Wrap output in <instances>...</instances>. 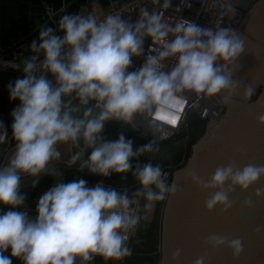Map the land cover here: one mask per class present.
Segmentation results:
<instances>
[{"label": "clouds", "instance_id": "9594fccd", "mask_svg": "<svg viewBox=\"0 0 264 264\" xmlns=\"http://www.w3.org/2000/svg\"><path fill=\"white\" fill-rule=\"evenodd\" d=\"M223 6L234 13L231 0H224ZM58 29L62 35L49 26L39 28L30 44L34 54L22 69L16 62H7V67L24 75L7 85L10 101L19 103L11 112L15 151L8 165L0 167V207L5 209L0 211V264H13L14 259L21 264H77L79 259L85 264L96 257L120 261L130 256L123 233L138 223V217L129 213L127 194L106 188L102 182L89 186L82 178L55 183L39 196L31 218L21 210L26 200L20 193V174L35 177L45 172L50 161L60 157L58 143L82 138L91 149L89 173L108 177L131 171L143 190L137 195L144 196V207L150 210L155 202L174 195L176 185L166 184L167 174L151 162L133 169V159L152 151V142L134 150L133 141L123 133L106 140L102 135L106 122L131 124L134 115L147 112L157 121L176 126L184 108L180 94L191 91L214 97L235 91L230 65L245 51L243 39L231 28L214 30L192 21L172 27L147 10L141 11L134 24L119 16L97 22L92 15L66 14ZM145 37L161 47L157 51L150 44L144 63L129 71L133 58L144 55ZM169 59L175 64L165 71ZM251 94L252 90L245 91V97ZM66 99L85 106L81 118L73 114ZM259 123L264 126V116ZM0 129L2 144L8 133L2 122ZM78 159L79 153L73 155L69 166ZM261 177L264 166L239 169L229 164L217 168L206 183L197 177L192 180L202 190L215 189L205 201L208 211L218 205L227 211L232 204L224 185L230 182L245 191ZM255 197L264 200V188H257ZM251 204L245 201L246 206ZM207 242L213 248L227 246L234 257L243 251L239 239L211 236ZM195 264L204 260L197 259Z\"/></svg>", "mask_w": 264, "mask_h": 264}, {"label": "water", "instance_id": "95a60500", "mask_svg": "<svg viewBox=\"0 0 264 264\" xmlns=\"http://www.w3.org/2000/svg\"><path fill=\"white\" fill-rule=\"evenodd\" d=\"M243 42L244 53L230 65L237 87L231 93L222 92L229 98L225 117L215 126L209 122L207 132L192 145L185 165L174 173L172 184L177 191L167 196L165 204L160 264H195L197 259L204 264H264V200L255 197L256 189L264 188V177L245 191L226 183L224 190L232 204L227 211L220 205L208 211L205 201L215 189L202 190L192 180L197 177L206 183L217 168L229 164L239 169L250 164L264 166V126L259 123L264 116V0L257 4ZM248 89L252 94L247 98ZM66 104L81 118L76 105ZM80 171L85 180L103 177L89 173L86 167ZM20 193L26 205L34 201L33 188L20 187ZM246 200L251 206L245 205ZM211 236L239 239L242 253L234 257L227 246L211 247L207 242ZM123 264H157V259L153 254H131Z\"/></svg>", "mask_w": 264, "mask_h": 264}, {"label": "built area", "instance_id": "2783aa9c", "mask_svg": "<svg viewBox=\"0 0 264 264\" xmlns=\"http://www.w3.org/2000/svg\"><path fill=\"white\" fill-rule=\"evenodd\" d=\"M260 1L261 0H231V6L235 11L234 13H228L223 6L224 0H168L167 7H164L165 0H158V2L155 3L153 0H125L120 4H109L103 9L102 16H95V18L97 22H100L109 15L119 16L126 23L134 24L141 18V11L147 10L150 14L154 13L158 15L161 22L168 26L174 27L177 23L192 21L200 26L210 27L214 30L217 27H228L233 29L241 37L248 23L247 19L249 13ZM171 38L172 35L170 34L168 39ZM22 40L23 38L13 39L9 43L0 46V61L6 63L3 69L4 72L11 73L12 68L7 67V62H15L17 57L22 54ZM150 44L152 48L157 51L161 47L160 44H154L150 37H145L143 46L144 55L133 58V66L129 71L139 68L144 63L149 54L148 49ZM151 54L156 55L157 53L153 52ZM165 64L166 68L164 70L170 71L175 64V60L169 59ZM9 82H12V79H10ZM180 95L184 100V108L179 113L180 120L176 126H172L163 121H157L147 112L134 115L129 125H131L142 137L153 138L163 142L171 139L177 134L188 132L192 123L197 119L206 123L207 132L209 122L214 123L215 126L225 117L227 102H225L223 94L214 97H206L202 94L197 95L194 92L186 91ZM18 103L19 101L16 103L10 102L1 114L0 122L4 124L5 129L11 130V112ZM88 106H91V104ZM96 111H98V109H94V113ZM113 121L115 120L108 122ZM14 151L15 141L13 143L11 142L3 153L0 159V167L8 165ZM175 169L176 166H169L162 171L167 174L166 184H172ZM20 175L21 178H23L29 174L21 173ZM130 201L133 205H130L129 213L136 217V200L132 199ZM3 210L5 209L0 207V211ZM133 229L134 227H131L123 233L127 237L125 241L126 246H128L129 242L132 240ZM123 259L120 261L123 262ZM77 263L81 264L79 259Z\"/></svg>", "mask_w": 264, "mask_h": 264}, {"label": "trees", "instance_id": "16d2710c", "mask_svg": "<svg viewBox=\"0 0 264 264\" xmlns=\"http://www.w3.org/2000/svg\"><path fill=\"white\" fill-rule=\"evenodd\" d=\"M66 101L68 100L66 99ZM10 102L15 103V101ZM71 102L79 106L81 113L83 114L85 106L79 105V102L75 99H72ZM121 133L124 134L126 139H131L133 141L134 150L148 144L149 142H152L153 144L152 151L145 152L139 157L133 159V169H135L137 165L143 166L145 163L151 162L153 165H159L163 171L169 166L181 167L187 162L191 153L192 145L206 133V123L197 119L192 123L188 132L177 134L171 139L163 142L153 138H144L139 135L131 125L118 121L106 123L102 135L106 140H115ZM81 145L84 158L87 162L91 149L84 144L82 138ZM69 165L70 164L65 162H59L55 164L53 169H50L42 174L40 178L36 180L38 183H36L35 186H33L32 183L31 188L35 191L34 201L26 206H23L21 210L27 211L29 216L34 218L36 215V201L39 196L47 191L52 185L59 182H68L73 179H84L80 171L81 165L79 159L76 163L71 164V166ZM85 181L89 186L102 182L103 186L106 188H113L120 193L127 194L130 200H136L139 196L137 195V192L143 191L131 171L126 174L113 173L108 177ZM146 229V231H149V228ZM13 264H21V262L14 259Z\"/></svg>", "mask_w": 264, "mask_h": 264}, {"label": "crops", "instance_id": "0c3cea01", "mask_svg": "<svg viewBox=\"0 0 264 264\" xmlns=\"http://www.w3.org/2000/svg\"><path fill=\"white\" fill-rule=\"evenodd\" d=\"M125 0H0V46L9 43L13 39L23 38L22 54L16 59L19 68H23V62L31 57L30 44L37 39L41 26L52 27L57 34L62 35L58 29V22L63 15L78 14L87 17L88 15L101 17L103 9L109 4H120ZM4 62L0 61V120L1 114L10 103L7 85L9 80L23 78V72L12 69L11 73L4 72ZM18 101H15V103ZM2 131V129H0ZM8 135L4 143L0 144V159L8 145L14 142L11 130L6 129ZM82 147V145H81ZM83 153V149H82ZM73 154L70 150L68 156L60 153L59 159L50 161L48 168H54L59 162H70ZM81 168L87 167V162L83 155L80 160ZM83 165V167H82ZM43 173L34 177L30 183L20 185L22 188L31 187L32 183L40 178ZM27 176V177H28Z\"/></svg>", "mask_w": 264, "mask_h": 264}, {"label": "rangeland", "instance_id": "374dc122", "mask_svg": "<svg viewBox=\"0 0 264 264\" xmlns=\"http://www.w3.org/2000/svg\"><path fill=\"white\" fill-rule=\"evenodd\" d=\"M77 107L79 108V106ZM56 148L60 153L66 152L67 156L68 153H70V150L73 155L79 153V159L83 161L81 139L76 143H73L72 141L58 143ZM65 163L67 162L65 161ZM68 164H70V162H68ZM51 167H49L46 171H49ZM181 167H176L175 171ZM45 172L42 173L44 174ZM27 176L21 178L20 185L30 183L34 178ZM153 190L155 191L156 189ZM166 202L167 197L164 201L155 202L150 210H146L144 207L146 203L144 196H138L135 201L138 223L134 226L132 240L127 246L130 249L131 254H153L157 259V264H160L162 257V220ZM23 206H26V204ZM146 228H149V231H146ZM134 239H144V242L141 240L139 243H134ZM85 264H123V262L105 261L101 257H96L92 261L85 262Z\"/></svg>", "mask_w": 264, "mask_h": 264}, {"label": "bare ground", "instance_id": "6f19581e", "mask_svg": "<svg viewBox=\"0 0 264 264\" xmlns=\"http://www.w3.org/2000/svg\"><path fill=\"white\" fill-rule=\"evenodd\" d=\"M260 3V2H259ZM259 3H258V5H259ZM256 6L257 5H255L252 9V11L249 13V16H248V19H247V21H248V23H247V26L245 27V30H244V32H243V34H242V36H241V38L243 39V36H244V34H245V32H246V29H247V27H248V25H249V22H250V19L252 18V16H253V13H254V11H255V9H256ZM222 94V93H221ZM223 97H224V95H223ZM227 104V103H226Z\"/></svg>", "mask_w": 264, "mask_h": 264}, {"label": "flooded vegetation", "instance_id": "af4514ba", "mask_svg": "<svg viewBox=\"0 0 264 264\" xmlns=\"http://www.w3.org/2000/svg\"><path fill=\"white\" fill-rule=\"evenodd\" d=\"M142 242H144V239H142Z\"/></svg>", "mask_w": 264, "mask_h": 264}, {"label": "snow or ice", "instance_id": "6c2138e0", "mask_svg": "<svg viewBox=\"0 0 264 264\" xmlns=\"http://www.w3.org/2000/svg\"><path fill=\"white\" fill-rule=\"evenodd\" d=\"M250 90H252V89H250Z\"/></svg>", "mask_w": 264, "mask_h": 264}]
</instances>
